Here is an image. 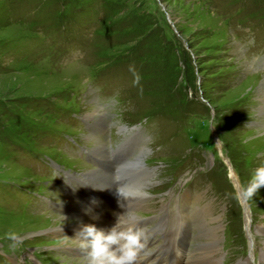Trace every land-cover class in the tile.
Listing matches in <instances>:
<instances>
[{
    "label": "rangeland",
    "instance_id": "1",
    "mask_svg": "<svg viewBox=\"0 0 264 264\" xmlns=\"http://www.w3.org/2000/svg\"><path fill=\"white\" fill-rule=\"evenodd\" d=\"M263 83L264 0H0V264H82L54 234L90 194L74 179L138 156L147 254L165 205L184 263L210 203L218 264H264V186L241 195L264 167Z\"/></svg>",
    "mask_w": 264,
    "mask_h": 264
},
{
    "label": "bare ground",
    "instance_id": "2",
    "mask_svg": "<svg viewBox=\"0 0 264 264\" xmlns=\"http://www.w3.org/2000/svg\"><path fill=\"white\" fill-rule=\"evenodd\" d=\"M258 93H259V101L261 104V106L259 107L261 114H259V115H261V117H264V83L259 86ZM94 115H98V114L95 112ZM99 128H101V127H99ZM262 139H263L262 140V144H263L264 138H262ZM96 144H97V148L94 152H92L93 153L92 156H94V158L99 159L100 161H103L107 150L104 148V146H100V144H98V142ZM139 159H140V156H138L136 158L137 163H138V164L135 163V165H134V166H136V168L138 165L141 166L140 165L141 160H139ZM115 162H116V166L114 167L111 161H109L107 163H103V162L100 163L97 161L98 166L103 167L104 170L102 169L101 172L100 171L89 172L85 176V178L87 177V178H90L91 180L74 179V181H77L79 187H81V189H83V190H85L84 188L90 187L91 190H89L87 193L90 192V194L93 195L94 197H96V199L97 198L102 199L104 201L109 202L110 204L112 202H114V200H115L116 205H117L116 210L114 212L111 211V214L107 217V220H105L101 214H98L97 210L93 206V203L89 197L90 194L88 196V194L85 193L83 196L82 194H76L75 193V196H76L75 199L76 200H75V202H72V206L66 207L64 205L65 210L67 211L66 217L68 220H72L73 224L70 226H65V227H62V228L55 230L54 234L58 233L61 230V231H64L63 233L65 235H67L69 238H71L75 241H78V242H82L81 235H78V233L86 225H93L98 230H101L104 232L108 231V223L116 225L118 220L120 221V227L121 226H129V225H133V224H139V226H140V223H136L134 221V220H137V217L135 216V214L132 213L133 208L130 207V205L133 204V198H135L137 200V202L135 204V207H136L137 204L140 203L142 198L145 196V193L143 192L145 189V184H144L145 182L144 181L146 180V176L148 174H150V172H146L148 170H145L141 166L139 168L141 169L142 174L134 175L136 170H131V168H130L131 165L129 166V163H126V162L122 163L121 161L117 162V160H115ZM134 166H131V167H134ZM128 169H130L131 171L129 172ZM115 174H116V176H115ZM138 176H140L138 178V179H140V184L135 185L133 183V185H131L130 183H127V182H133V181L135 182L137 180ZM233 177H234V175H233ZM116 179L119 180V184H120L118 188L116 186ZM150 180H148V181H150ZM88 183H89V185H88ZM148 184L149 183L146 184V187L148 186ZM85 195H86V197H85ZM136 197H139V198H136ZM86 198H88V200H86ZM98 206H100V205H98ZM85 207L86 208L88 207L91 210L85 211V209H84ZM67 208H68V210H67ZM166 208L167 207L165 205L162 206V209H161L162 211H160L161 221L159 222V224L154 229L149 230L151 235L159 236V238H160L159 244L160 245L158 248L162 247L163 244L166 242L172 244L178 236H181L183 234V232L185 233V231H183V230L186 229V227L175 229L172 226L171 227L169 226L168 220L163 219L164 216L168 215ZM73 209H74V211H73ZM195 209L197 210V208H195ZM204 209H205L204 220H202V218H200L198 214H197L196 218H199V220L197 219L198 223H199V227H200L198 232L200 233L201 237L203 236L204 238H207V240L205 239L206 240L205 243H200V244L196 245V247L193 248L191 250V252L189 253V256H186L187 259L184 261L183 264H218L217 257L215 256L216 251H215L214 236H210V238H209V235H212V234H209V231L215 232L216 226H214V227L208 226L209 225L208 220L212 219L213 221L216 222L217 219L214 218L212 215L210 203L207 206H205ZM250 218H251V216H250ZM250 218H248V216H246V218H245V224H246L247 228L250 227L251 222H252L250 220ZM200 220H202V221H200ZM65 231H68V234ZM260 232L264 235V226L261 227ZM72 234H73V236H72ZM154 251H155V249H153V252ZM151 253L152 252H148L147 255H149ZM262 261L264 262V258L262 259ZM80 262L82 264H88V258H85V260L80 261Z\"/></svg>",
    "mask_w": 264,
    "mask_h": 264
},
{
    "label": "clouds",
    "instance_id": "3",
    "mask_svg": "<svg viewBox=\"0 0 264 264\" xmlns=\"http://www.w3.org/2000/svg\"><path fill=\"white\" fill-rule=\"evenodd\" d=\"M264 186V167L257 168L241 195L253 197ZM139 223V220H134ZM82 238V248L87 252L88 264H137L144 249L147 235L140 228L120 230V221L109 231L98 230L93 225L84 226L78 233Z\"/></svg>",
    "mask_w": 264,
    "mask_h": 264
},
{
    "label": "water",
    "instance_id": "4",
    "mask_svg": "<svg viewBox=\"0 0 264 264\" xmlns=\"http://www.w3.org/2000/svg\"><path fill=\"white\" fill-rule=\"evenodd\" d=\"M169 23V22H168ZM170 24V23H169ZM170 28H171V25H170ZM175 31V30H174ZM175 33V32H174Z\"/></svg>",
    "mask_w": 264,
    "mask_h": 264
}]
</instances>
